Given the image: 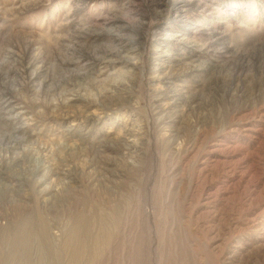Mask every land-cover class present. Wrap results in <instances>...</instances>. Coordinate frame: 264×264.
<instances>
[{"label":"rangeland","instance_id":"1","mask_svg":"<svg viewBox=\"0 0 264 264\" xmlns=\"http://www.w3.org/2000/svg\"><path fill=\"white\" fill-rule=\"evenodd\" d=\"M0 105V264H264V0H0Z\"/></svg>","mask_w":264,"mask_h":264},{"label":"bare ground","instance_id":"2","mask_svg":"<svg viewBox=\"0 0 264 264\" xmlns=\"http://www.w3.org/2000/svg\"><path fill=\"white\" fill-rule=\"evenodd\" d=\"M120 86H121V84L119 82H115V83L111 84L110 90L112 91V93L114 95H116V96L120 95V93L118 92V91H121ZM64 87L65 86H59L58 87L59 91L63 92L65 89ZM69 96H71L73 98H77V97H79V94L76 92H73V93L69 94ZM2 110L3 109L0 108V111H2ZM5 127H6V124L4 122V119H0V129H3ZM15 138H16V136L11 134L7 138V140L10 141V140H14ZM19 147L21 148L19 143L11 146L10 150H8V152H10V155L9 156H3L0 159V161H1V163H0V177H2V175L4 174L3 168L7 169L10 167L18 166L19 163H21L22 160H24V158L19 157L20 156L19 153H21V152L17 151L18 149H20ZM21 150L23 151V153L27 152V151H24V148ZM34 150H36V152H37L39 149L35 148ZM16 151L18 152L17 154L15 153ZM12 176H14V175H12ZM14 205H16V200L13 198V196L8 195L7 198H4V200L0 204V217L3 216L4 218H7V216H10L9 213L6 215L5 212L9 211L10 206H14ZM10 217H11V220H13V222L15 221L18 223H20L21 220L25 219V218H22L23 216H21L20 212L16 213V215H12ZM35 217H36V220L33 219L31 221H34L37 229H39V227H41L43 229H44V227L46 228L47 224L45 223V225H44L43 220L40 217H37V215H35ZM30 225H31V223H30ZM1 231H2V234L0 235V260H2V259L4 260V257H6V259H8L10 261L27 263L28 261H30V259L33 258L31 256H33L34 250L42 247V241L38 238H35V235H37L36 231H35V233H33L31 229H29V230L27 228L25 230L19 229L20 234L17 235L16 237H13L12 234L7 233L8 231L6 232L5 229L3 230V228ZM79 246H84V245H79ZM6 247L11 248V250H10L11 252L9 251V253L3 255L5 250L3 253H2V250Z\"/></svg>","mask_w":264,"mask_h":264}]
</instances>
